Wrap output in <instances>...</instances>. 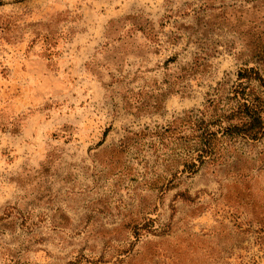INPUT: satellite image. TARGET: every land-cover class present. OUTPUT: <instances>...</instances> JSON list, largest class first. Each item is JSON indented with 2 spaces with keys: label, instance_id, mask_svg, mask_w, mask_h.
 <instances>
[{
  "label": "rangeland",
  "instance_id": "1",
  "mask_svg": "<svg viewBox=\"0 0 264 264\" xmlns=\"http://www.w3.org/2000/svg\"><path fill=\"white\" fill-rule=\"evenodd\" d=\"M248 67L264 0H0V264H264V136L131 133Z\"/></svg>",
  "mask_w": 264,
  "mask_h": 264
},
{
  "label": "trees",
  "instance_id": "2",
  "mask_svg": "<svg viewBox=\"0 0 264 264\" xmlns=\"http://www.w3.org/2000/svg\"><path fill=\"white\" fill-rule=\"evenodd\" d=\"M238 83L231 95L223 98L209 99L197 113L188 112L172 121L167 127H156L153 130L144 129L131 132L133 135L153 138L163 144L167 133L175 131L180 126H186L190 131L191 150L181 159L183 170L195 171L197 164L208 163L215 159L217 149L215 141L251 139L253 141L264 136V77L255 67L242 68L237 74Z\"/></svg>",
  "mask_w": 264,
  "mask_h": 264
}]
</instances>
